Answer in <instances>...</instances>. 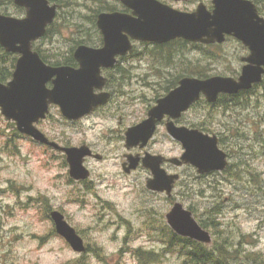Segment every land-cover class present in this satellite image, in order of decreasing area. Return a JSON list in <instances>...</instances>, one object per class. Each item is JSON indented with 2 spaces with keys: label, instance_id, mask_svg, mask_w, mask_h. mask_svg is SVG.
Masks as SVG:
<instances>
[{
  "label": "rangeland",
  "instance_id": "obj_1",
  "mask_svg": "<svg viewBox=\"0 0 264 264\" xmlns=\"http://www.w3.org/2000/svg\"><path fill=\"white\" fill-rule=\"evenodd\" d=\"M202 1L210 7V0H188L186 11L196 10ZM253 1L264 16V0ZM56 3L59 13L54 24L34 46L52 65H75L78 45L100 46L96 14L108 4L106 0ZM0 14L25 17L26 9L0 0ZM174 42L162 49L137 41L130 56L111 73L114 97L107 105L78 121L66 118L53 105L38 124L62 145L88 144L104 156L101 161L86 160L91 171L87 181L72 179L62 152L20 133L0 109V264H140L134 253L138 248L155 253L153 260L161 254L160 260L148 264H183L185 258L168 246L163 230L170 228L166 215L175 202L207 225L204 228L213 237L210 248L214 242H226L235 264H264V82L246 94L230 96L228 107L202 99L176 121L217 135L229 156L226 170L200 176L192 165L174 167L181 179L168 197L147 188L153 176L150 169L140 166L127 174L122 168L127 153L149 151L169 157L182 153L181 143L163 123L144 149H128L125 140L127 129L148 117L156 99L178 86L181 74L205 68L208 77L237 78L241 58L249 53L233 37L220 47ZM54 210L65 215L89 251H74L57 232L51 217ZM249 253L259 257L253 260Z\"/></svg>",
  "mask_w": 264,
  "mask_h": 264
},
{
  "label": "water",
  "instance_id": "obj_2",
  "mask_svg": "<svg viewBox=\"0 0 264 264\" xmlns=\"http://www.w3.org/2000/svg\"><path fill=\"white\" fill-rule=\"evenodd\" d=\"M132 13L102 12L97 25L102 31L104 45L93 47L79 45L74 57L79 67L48 64L34 49V42L47 33L54 23L58 6L49 0H14L26 9L25 17L0 14V45L10 53L19 54L13 77L7 83L0 82V109L6 119L16 122L21 133L35 141L63 151L67 155L70 175L75 180H86L90 170L85 166L87 156L93 154L88 145L66 147L52 141L38 128L45 119L51 104L59 105L63 115L79 120L98 107L107 104L110 93L95 92L102 89L106 78L102 67H113L117 56L133 49V40L152 43H167L177 38L203 44L224 43L228 36L240 40L249 49L242 57L244 65L239 77L214 75L207 78L184 76L178 86L158 99L142 122L129 127L126 146L144 148L153 138L158 123L165 115L169 134L184 146L181 158L170 159L176 165L191 164L200 174L223 171L229 164L228 154L220 148L217 135L197 128L176 124L182 114L205 96L216 103L221 94L235 95L247 91L264 80V17L252 0H212L214 9L200 3L196 10L183 12L159 0H122ZM52 83V87L48 83ZM101 159L102 155L96 154ZM124 170L131 173L140 164L139 155H128ZM162 155L146 153L143 165L153 174L147 188L172 195L180 174H169L162 163ZM128 165V166H127ZM169 226L180 236L210 244L212 234L202 227L193 212L176 202L167 213ZM57 232L78 253L86 252L83 237L65 219L63 213H51Z\"/></svg>",
  "mask_w": 264,
  "mask_h": 264
},
{
  "label": "trees",
  "instance_id": "obj_3",
  "mask_svg": "<svg viewBox=\"0 0 264 264\" xmlns=\"http://www.w3.org/2000/svg\"><path fill=\"white\" fill-rule=\"evenodd\" d=\"M10 1L13 2L14 0H10ZM215 45H214L215 47H218V46L220 47V44H215ZM157 47L162 48V49L164 48L163 45H159ZM210 47H213V46H210ZM170 55L171 54H169V56ZM44 59L46 60L45 57ZM16 62H17V57L13 56V53L6 52L3 49V47L0 45V82L5 83L12 78L14 69L16 67ZM64 63L70 64L68 62H64ZM57 64H61V63H57ZM186 75L196 76L199 78H206L209 76L205 68L191 69L190 71L186 73ZM183 76L185 75L181 74V76H179L178 78L180 79ZM172 84L173 86H175L177 84V81H173ZM169 89L170 88L168 87V90ZM246 93L247 92H243L241 94H246ZM231 97H236V96H231ZM231 97L230 95H222L218 103H221L225 107H228V99H230ZM191 209L193 210V207H191ZM202 224H203V227H207V225L204 222ZM163 230H164V234H166L165 236L167 238L168 246L174 247V251L185 258L183 264H235V255L231 251L230 247L226 245V242L224 243L214 242L213 247L210 248L208 244H204V243L192 240L190 238L177 235L168 226L164 227ZM87 251H89V248L87 249ZM134 253L137 259L139 260L140 264H148L155 260H160V257H161V254H159L157 255L159 259L155 258V260H153L155 253L144 251L141 248L135 249ZM248 255L253 260L259 257V254L253 255L249 253ZM255 262L259 263L257 260Z\"/></svg>",
  "mask_w": 264,
  "mask_h": 264
},
{
  "label": "flooded vegetation",
  "instance_id": "obj_4",
  "mask_svg": "<svg viewBox=\"0 0 264 264\" xmlns=\"http://www.w3.org/2000/svg\"><path fill=\"white\" fill-rule=\"evenodd\" d=\"M50 1V3L51 4H56L57 6H58V13H59V4H57L56 3V0H49ZM53 1H55V2H53ZM107 1V4L109 5H106L104 8H103V10L102 11H99L97 14H96V25H97V21H98V16L102 13V12H108V13H112V12H124V13H132V10L131 9H129L124 3H123V1L122 0H112L113 2H114V4H110V0H106ZM159 1H161L162 3H164V4H167V5H169V6H171V7H173V8H175V9H177V10H180V11H183V12H186V2H188V0H173V3L175 2V3H180V4H183L184 6H183V8L182 7H175V6H173V5H171V4H169V3H167V2H164V1H162V0H159ZM200 3H204L206 6H207V8L209 9V10H213L214 9V4H213V2H212V0H210V3H211V5H210V7H209V5H207L205 2H200ZM199 3V4H200ZM256 4V3H255ZM257 5V4H256ZM258 6V5H257ZM188 12H192V11H188ZM58 13H57V16H58ZM97 28H98V30H99V32H100V40H98L99 41V43H97L98 45L100 44V46H96V47H102L103 45H104V37H103V34H102V31L100 30V28L98 27V25H97ZM47 35V34H46ZM174 41H181V42H186V40L185 39H183V38H177V39H174V40H172V41H170V42H173V43H176V42H174ZM37 42V41H36ZM35 42V43H36ZM136 42H137V40H133V49L131 50V52L132 51H134V48H135V44H136ZM139 42H142V41H139ZM170 42H167V43H170ZM35 43H34V45H35ZM145 43H151V42H145ZM167 43H163V44H167ZM154 44H157V43H154ZM81 45V44H80ZM87 45V44H86ZM79 46V45H78ZM95 47V46H94ZM131 52H129V53H127V54H125V55H123V56H121V55H119V56H117V62H116V64L113 66V67H110V68H105V67H102V72H101V74H102V76L103 77H105L106 78V83H105V85H104V87L102 88V89H96L95 90V92H97V93H101V92H108V93H110V100H109V102L113 99V97H114V92L113 91H110V85L112 84V82H113V80H112V78H111V73L113 72V71H117V68H119V66H120V62H121V60H123V59H125L127 56H130V54H131ZM19 58V55H18V57H17V59ZM75 58V57H74ZM45 60V59H44ZM76 60V59H75ZM46 61V60H45ZM77 61V60H76ZM241 61H242V59H241ZM47 62V61H46ZM48 63V62H47ZM48 64H50V63H48ZM52 65V64H51ZM68 65H70V64H68ZM244 65V64H243ZM71 66H75V67H79V62L77 61L76 63H75V65H71ZM243 67V66H242ZM186 76V75H185ZM184 77V76H183ZM180 81V80H179ZM49 86V85H48ZM49 87H52V86H49ZM171 90H169V92H170ZM160 98H162V97H159V98H157L156 99V101H155V105L157 104V101H158V99H160ZM108 102V103H109ZM107 103V104H108ZM107 104H105V105H107ZM53 105H56V104H51V107L53 106ZM105 105H103V106H100V107H98L96 110H99L101 107H104ZM155 105H153L152 107H154ZM56 106H58L59 108H60V106L59 105H56ZM51 107H50V110H51ZM151 107V108H152ZM150 108V109H151ZM149 109V110H150ZM60 110H61V108H60ZM95 110V111H96ZM94 111V112H95ZM186 112H184L183 114H185ZM50 114V113H49ZM183 114H182V116H183ZM147 115L149 116V111H148V113H147ZM181 116V117H182ZM180 117V118H181ZM148 118V117H147ZM45 120V119H44ZM145 120V119H144ZM169 120H171V118H170V116L169 115H165V117H164V119L161 121V122H159L158 123V126H157V130H156V132H155V134H154V136H153V138L155 137V135H156V133H157V131H158V128H159V126L163 123L164 125H165V129H166V131H167V133L169 134V132H168V130H167V123H168V121ZM178 120V119H177ZM177 120H175V122L177 121ZM41 121H43V120H41ZM40 121V122H41ZM74 121V120H73ZM78 121V120H77ZM12 122H14V121H12ZM39 122V123H40ZM15 123V122H14ZM38 123V124H39ZM38 124H37V126H38ZM15 125H16V123H15ZM179 125V124H178ZM131 127V126H130ZM128 130V129H127ZM44 132V131H43ZM127 132V131H126ZM126 132H125V140H126ZM45 133V132H44ZM46 134V133H45ZM47 135V134H46ZM170 135V134H169ZM48 136V135H47ZM171 136V135H170ZM28 137H30V136H28ZM49 137V136H48ZM172 137V136H171ZM152 138V139H153ZM173 138V137H172ZM49 139L50 140H52V141H55V142H57L56 140H53V139H51L50 137H49ZM174 139V138H173ZM179 142V141H178ZM57 143H59V142H57ZM150 143V142H149ZM41 145H44V146H47V147H51L52 149H55V150H58V151H60V152H62L65 156H66V160H67V155L63 152V151H61V150H59V149H56V148H54V147H52V146H49V145H47V144H43V143H40ZM60 144V143H59ZM60 145H62V144H60ZM82 145H88V144H82ZM82 145H80V146H82ZM181 145H182V143H181ZM63 146H66V147H73V146H70V145H63ZM91 149H92V151H93V154L92 155H90V156H87L86 157V159H85V163H86V160L87 159H89V158H95V159H97V160H103L104 159V156L101 154V153H98L96 150H95V148H93L91 145H88ZM77 147H79V146H77ZM127 147V146H126ZM182 147H183V150H182V153L180 154V156H178L177 158H181L182 157V155H183V153L185 152V149H184V146L182 145ZM133 148H140V149H144V148H146V147H144V148H142V147H140V146H135V147H133ZM129 149V148H128ZM130 149H132V148H130ZM146 153H150L149 151H144V154H141V153H136V154H133V153H127V154H125V160L123 161V163H122V168H123V170H124V164H126V163H128V165H129V158H128V155H133V156H136V155H139V157H140V164H139V166L138 167H140V166H143L144 167V165H143V157L146 155ZM96 154H100V155H102V158L101 159H98V158H96L95 157V155ZM152 154H156V155H162L164 158H165V160H164V162L162 163V167L169 173V174H176V173H178V174H180V179H181V172L179 173L178 171H172V170H174V167L175 168H181V167H183V166H186V165H191V164H186V163H184V164H182V165H176V164H174L173 162H171L170 161V159H172V158H174L175 156H172V157H169V156H166V155H164V154H161V153H152ZM68 162V161H67ZM86 165V164H85ZM127 165V166H128ZM87 167V166H86ZM138 167H137V169H138ZM88 168V167H87ZM228 168V167H227ZM89 169V168H88ZM90 170V169H89ZM125 171V170H124ZM133 172V171H132ZM90 173H91V171H90ZM212 173V172H211ZM129 174H131V173H129ZM200 176L201 175H204V174H199ZM91 176V175H90ZM88 179H90V178H88ZM87 179V180H88ZM149 179V178H148ZM180 179L176 182V184H175V188H176V186H177V184H178V182L180 181ZM87 180H82V181H87ZM75 181H77V180H75ZM79 182V181H78ZM174 188V189H175Z\"/></svg>",
  "mask_w": 264,
  "mask_h": 264
}]
</instances>
